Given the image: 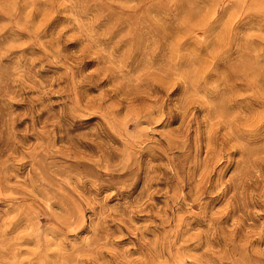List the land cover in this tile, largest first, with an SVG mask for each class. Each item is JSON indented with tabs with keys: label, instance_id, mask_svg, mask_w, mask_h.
Wrapping results in <instances>:
<instances>
[{
	"label": "rangeland",
	"instance_id": "374dc122",
	"mask_svg": "<svg viewBox=\"0 0 264 264\" xmlns=\"http://www.w3.org/2000/svg\"><path fill=\"white\" fill-rule=\"evenodd\" d=\"M0 264H264V0H0Z\"/></svg>",
	"mask_w": 264,
	"mask_h": 264
}]
</instances>
